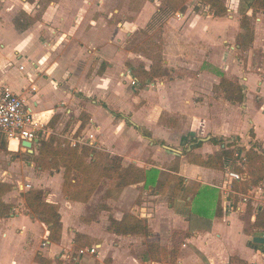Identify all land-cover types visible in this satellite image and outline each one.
<instances>
[{
  "label": "crops",
  "instance_id": "0c3cea01",
  "mask_svg": "<svg viewBox=\"0 0 264 264\" xmlns=\"http://www.w3.org/2000/svg\"><path fill=\"white\" fill-rule=\"evenodd\" d=\"M161 5L162 0H0V90L7 86L13 92L22 94L24 90L33 87L34 90L27 96V103L45 125L53 116L60 115L63 106H74V112H78L80 107V113L87 117L82 131H95L93 146L109 156L122 157L123 160L130 158L132 164L143 171L154 168L180 176L184 178L183 184L191 188L185 200L180 191L173 203L168 200L169 192L160 194L159 190L154 189L146 198L141 197L144 201L139 205L140 212L135 215L142 220L145 231L136 235L116 234L108 230V215H98L91 223L80 218L86 203L72 201L64 194L62 168L52 172L41 171L31 160L23 165L0 153V162L4 161V165L0 163V176L3 177L0 181L13 185L8 178L24 174L29 182L35 184L33 188L44 192L47 202L58 206L61 223L59 240L51 241L47 225L29 212L24 198L12 200V191L5 193L2 200L11 205L12 210L9 215L0 217V264H81L84 256H92L77 253L79 248H85L80 247L83 241L91 243L86 247H97L94 264H229L231 256H238L248 264H264V254L249 246L253 236L264 237V230L252 226V231L246 232L245 225L238 217L237 212L246 211L247 204L232 206L233 209L227 211L224 208L228 200L223 195L220 197L221 216L215 217L213 212L217 196H211L210 200L205 196V193L212 194V189L217 187H223L227 193L232 190L228 181L222 186L216 187L214 184V180L223 178L228 169H211L191 164L183 151L168 147L174 152L173 157L177 153L181 154L175 169L147 165L140 161V158L160 161L157 160L159 153L156 145L147 147L148 141L153 139L151 135L155 137L154 129L149 125L171 127L176 118H180L179 115H183L182 124L190 121L200 124L205 122L206 117L210 120L207 106L216 102L207 100L205 96L193 105L186 100L188 91L178 85L172 87V81L171 85L163 83L162 87L153 90L144 89L146 85H138L137 96L127 90L122 82L129 77L125 70L126 61L136 56L124 48L125 40L132 32L147 29L156 20ZM196 9L186 4L184 11L167 17L160 36L163 68L172 65L178 53L182 56L184 51L179 49L182 46L190 48L200 59L208 54L201 43L207 46L210 22L220 18L199 16L194 11ZM18 11L24 12L27 19L34 18L37 13L39 17L28 25H20L18 29L14 20ZM213 31L210 30V34ZM21 59L29 69L22 68ZM221 72L223 74L215 85L222 75L229 78ZM202 73L207 75L209 71L204 70ZM243 80L239 84L245 88V102L248 92L253 93V78L244 77ZM146 93L152 95L155 103L152 106L159 108L153 122L149 118L137 121L133 110L126 105L128 100L131 104ZM162 102L170 105V109H160ZM79 103L82 105L78 107ZM173 104L180 108L172 110ZM144 107L149 109L151 103ZM66 111L70 113L71 109L67 108ZM256 111L258 121H264V116L257 115ZM173 112L177 115H173ZM163 115L169 118L166 126L161 124ZM233 115L223 114V125L217 128V133L192 136L184 148L197 137H230L228 131L233 129ZM248 116L252 117L249 130L253 131L254 138L247 133L248 139L240 145L249 147L250 142L257 141L264 150V138L253 122V115ZM76 120V126L66 129L62 134L64 137H74L82 119ZM134 127L140 128V131ZM82 131L81 136L84 133ZM10 141L1 140L0 147H7V152L13 151L8 147L9 143H14ZM155 141L164 140L156 138ZM15 144L17 149L13 152H36L35 145L32 152H29L21 143ZM219 149V146L203 143L194 152L206 157ZM144 182L128 185L117 199L104 197L101 192L93 193L89 200H107L104 203L107 208L101 207L104 212L113 207L115 200H126L125 195L128 199L137 197ZM248 193L247 200H264V183L262 188L258 185ZM253 193L255 196L252 197ZM259 207L250 215L253 219L251 225ZM124 214L128 212L113 211L112 218L120 220ZM153 248H157L164 258H158L159 254L153 253ZM37 255L38 260L35 259Z\"/></svg>",
  "mask_w": 264,
  "mask_h": 264
},
{
  "label": "rangeland",
  "instance_id": "374dc122",
  "mask_svg": "<svg viewBox=\"0 0 264 264\" xmlns=\"http://www.w3.org/2000/svg\"><path fill=\"white\" fill-rule=\"evenodd\" d=\"M131 1L136 2L138 0ZM223 1L227 7V14L222 16V18L218 17L220 19H215V21L210 22L211 28L209 29V41H206L208 44L206 46L205 44L201 43L202 45H204L205 52L208 54L204 55V58L200 59L198 55L196 56L193 52L190 51V48L186 46L180 47L179 49L184 51V53H182V56L181 53H178L177 59H175L172 62V65H169V67L163 68V63H161L162 76L148 81L145 84L146 87L144 88H150L153 90L162 87L163 83L167 84L168 82L169 85H171V83L174 82L172 87L178 85L186 92L188 91V93L186 94V100L191 101V104L193 105L200 102L202 98L206 96L207 100L212 99L216 101L215 103L211 102L208 106L205 105L209 108L210 120H208L206 117L207 121H202V123L200 122V124L194 123L192 121H190V123L188 124H182L183 119L181 120V117L183 115H179L180 118H176L175 124L171 125V127L175 128H171L170 126L164 127L160 125H149L151 128L154 129L155 137L154 134L151 135L153 139L152 141H148L147 147H150L153 144L156 145L155 148L159 153V155H157V160L159 159L160 161H156L155 159L149 158L143 160L140 158V161L146 162L147 165L149 164L162 166L165 169H175L181 157V154L177 153L176 157H173L174 152H171L168 148L174 149L175 151L181 150L184 152V146L187 144V141H189L192 136H200L207 133H217L215 132L217 131V128L223 125V114H228V116L231 117L233 114H235L234 123H232L233 121L231 122L233 124V129L230 128V131L228 132H230V136H240L237 141L239 145L248 139L247 133H249V129L252 127L250 122L252 117L248 115H253V122L256 123V127L258 128L261 137L264 138V121H258L257 116L255 115V110H257V115L264 116V11H253L252 9L248 8L247 4L248 2H250V0ZM198 2V0H188L186 4L188 7L195 6V8L197 9L194 11L197 12L199 16H213L212 12L207 7L203 6ZM197 3L199 4L198 6L196 5ZM14 20H19L22 24L28 21L27 18H25L23 14L20 13V11H18V13L15 15ZM166 22L167 17L158 18L157 16L156 20L154 19L153 23H151V25L147 27V29L141 31L136 30L132 32L133 34L131 33V35L125 40L124 48L136 55L132 59H128L126 61L125 70H129L130 73L133 74V69H136L139 65L144 66V68H149V66L152 64L151 57L159 51L157 46L159 44L161 46L160 36L163 32V27L165 26ZM244 23H246L244 26H249V28L253 31L252 43L247 47H240L237 38H239V35L244 32ZM210 30L214 31L210 34ZM198 46L199 48L202 47L201 45ZM20 61V65H22V68L26 67L24 64V60L21 59ZM26 69H29V66H27ZM204 70L209 71L210 75H204L202 73V71ZM221 71H223L225 75H227L231 80L237 83H243L244 77L253 78V93L248 92L246 101L244 103L236 104L225 100L223 92L216 88L215 83L218 81L219 76L223 74ZM123 80L122 82L126 86L127 90H131V93L134 92L137 96V92L139 90L138 81L136 84H131L129 77L128 80ZM177 81L180 83L177 84ZM48 89L50 88L48 87ZM149 94L150 93H146L142 95V97L135 99V101H133V103L131 104L129 102L130 100L126 102V105L130 106V109L133 110V112L135 113L136 120L139 122L142 121L143 118H149L151 122H153V117L155 115H158L157 111H159V108L155 109V105L152 106V103H154V101L152 99V95ZM135 95L133 97L136 98ZM150 103L151 107L146 110L144 106ZM80 105H82V103H79L78 107ZM63 107V111H61L60 115H57L58 117L53 126L49 128L45 125L47 133H45V135L43 134L42 136H55L57 134L59 135V133H64L65 131H67L69 127L76 126L77 118H87L83 113H80L82 110L80 107L78 108V112L75 111L76 113L74 112V106L69 107V105L67 104ZM160 107V109H170V105L163 102ZM65 108L66 110L67 108L71 109V112H67ZM179 108V106L175 107V104L172 105V110ZM173 113V115H177V113ZM219 115L221 116L220 118H218ZM168 119L169 118H167V115H163L161 117V124L166 126L167 122H169ZM82 132H84L82 133V137H86L92 133L93 135L95 134V131L87 132V130L85 131V129ZM156 138H162L164 140L162 141L163 143L160 144V142L155 141ZM85 140H87V137ZM247 146L244 147L247 148ZM8 147L10 150L15 151L17 149V144L9 143ZM6 149L7 147H0V153L8 156L7 159L20 161V163H22L23 165L25 163H28L29 160H31L28 154L21 150L17 152H7ZM111 160L112 159L110 158L107 164L110 163ZM118 161L123 166L133 163L130 158L123 160L122 157H119ZM0 163L4 165V161H1ZM228 170L233 171L232 168ZM145 171H147V173L149 172L148 174H150L151 179L148 180L146 183L144 182V185L141 186V192L137 197H131L130 199H128L125 195L126 200H115L116 203H114L113 207L108 208V210L104 212H102L101 207L107 208L104 204L107 200H88L87 202H85V209L82 211V215L80 216V218L91 223V221H95L98 215L101 214H103L104 216L108 215L109 218L112 217L113 211H119L123 213L128 212V214L130 213L134 216L138 215L137 213L140 212L139 205L144 201L143 199H141V197L145 196L146 198V196L148 194H151L154 189H158L160 183L163 182L166 176L165 172L158 171L154 168ZM18 175V177L14 175L8 178L13 184V189L11 190V193L14 196L11 197L12 200H19L23 198V193L26 190L30 189V187L33 188V186H35V184H32L31 181H28L29 179L25 178L24 174ZM0 178L3 177L0 176ZM226 181L229 182V179L227 178V173L224 175L223 178L219 179V181L214 180V184L215 186H222ZM228 184L232 186L231 183ZM150 185L153 186L151 187L153 189L150 188ZM262 185L263 183L259 186L262 188ZM108 187V180L103 179L94 193L101 194L102 192V194H104L105 190ZM124 188H122L121 192ZM220 188L217 187L212 189V194L205 193V196H207V199L210 200L211 196L213 198L217 196L219 192L220 197L223 195L226 196L228 200L227 202L231 206L237 207V205L240 206L241 203L248 204V209H246V211L242 213L238 211L237 213L239 219L242 221L243 225H245V229L247 230L246 232L250 230L252 231L253 227L251 225V222L253 221V219L250 218V215L253 214V210L257 206L264 208V200L249 199L246 203H244V201L241 199L242 193L239 190H228L229 193L228 195H226L225 191L223 190V187ZM245 194L249 195L248 192ZM119 195L116 197H119ZM251 196H255V193L251 194ZM211 208L213 209V206H211ZM89 245H91V243H86V241H83L80 247H86ZM100 252L102 251L100 250ZM152 252L156 255L159 254L157 248H153ZM158 258H164V256L162 254H159ZM94 260L95 255L84 256L81 264H94Z\"/></svg>",
  "mask_w": 264,
  "mask_h": 264
},
{
  "label": "trees",
  "instance_id": "16d2710c",
  "mask_svg": "<svg viewBox=\"0 0 264 264\" xmlns=\"http://www.w3.org/2000/svg\"><path fill=\"white\" fill-rule=\"evenodd\" d=\"M188 0H162V5L157 12L159 17H168L171 14L185 9V4ZM200 4L207 7L216 17H222L227 14V7L223 0H198ZM248 8L253 11H264V0H250L247 4ZM23 16L24 12H21ZM25 17V16H24ZM39 17L37 13L34 18H28L27 22L22 24L19 20H15V26L20 29L24 25H28ZM243 30L237 38L240 47H247L252 43L253 31L249 26H244ZM152 58V64L149 69L139 65L133 69L134 77L138 81L139 87L144 86L148 81L161 77V63L163 61L161 55V46ZM216 88L223 92L224 99L231 103H243L245 99V88L237 82L221 76ZM58 116H53L46 126L51 127L56 122ZM86 118H82L80 125L74 132V137H79L85 126ZM137 131L140 128L134 127ZM57 134L52 136L38 135V140L35 144V153H27L31 161L41 171L52 172L63 169V186L64 194L72 201L87 202L93 195L103 179L108 180L109 187L104 192V197H116L120 194L122 188L127 185L137 184L141 181L145 183L151 179L147 171L134 164L123 166L118 157L108 156L95 146L88 144H71L70 140L64 135ZM144 135V132H143ZM146 136V135H144ZM249 136L254 138V133L249 130ZM238 137L230 136L222 138L217 136L207 135L197 137L190 141L184 150L186 160L194 165L211 169H230L239 173L242 176L240 181L232 182V190H239L245 194L253 187L264 183V150L261 149L257 141L250 142V146L245 148L237 143ZM163 142H160L162 144ZM203 143H211L219 146L220 149L215 154L201 156L194 152V149L199 148ZM112 159L110 163L109 159ZM155 171V170H154ZM152 172V170H151ZM148 174V176H147ZM147 176V179H145ZM184 178L175 174L167 173L163 182L160 183V194H168V200L173 203L180 191L186 199L187 193L191 189L183 184ZM112 186V187H111ZM13 185L0 181V217H5L11 213L12 206L3 202L2 197L5 193L11 191ZM25 206L29 212L35 215L45 225H47L49 234L48 238L51 241H57L61 235V223L58 213V206L49 203L45 200V194L40 189L30 188L23 193ZM248 209V204L246 205ZM213 216H221L220 195H217ZM252 226L264 230V209L259 207L255 214ZM108 230L116 234H141L145 231L143 222L138 217L131 214H124L120 220L112 217L109 218ZM247 231V230H245ZM249 246L260 250L264 254V246L249 242ZM163 253V251L161 250ZM164 254V253H163ZM39 259L38 255L35 257ZM229 264H248L245 260L238 256H231Z\"/></svg>",
  "mask_w": 264,
  "mask_h": 264
},
{
  "label": "built area",
  "instance_id": "2783aa9c",
  "mask_svg": "<svg viewBox=\"0 0 264 264\" xmlns=\"http://www.w3.org/2000/svg\"><path fill=\"white\" fill-rule=\"evenodd\" d=\"M130 77L131 84H136L137 80L133 77L129 70L126 72ZM34 90L33 87L26 89L21 93L13 92L9 87L4 86L0 90V141L6 140H16L17 143L21 141H27L31 143V149L36 144L38 140V135H45L47 129L45 128L44 122L38 119L32 107L27 103V96ZM71 144H88L93 146L94 135L89 134L87 140H84L80 135L79 137H68ZM24 148V147H23ZM26 149V148H25ZM27 150V149H26ZM227 178L229 183L235 181H240L242 176L236 171L227 172ZM225 194L228 195L227 190L225 189ZM225 199L226 196H225ZM241 199L244 203L247 202L248 196L246 194H241ZM227 211L232 210V206L225 204ZM77 253L79 255H95L97 254V247H85L79 248ZM99 264H104L99 262Z\"/></svg>",
  "mask_w": 264,
  "mask_h": 264
},
{
  "label": "water",
  "instance_id": "95a60500",
  "mask_svg": "<svg viewBox=\"0 0 264 264\" xmlns=\"http://www.w3.org/2000/svg\"><path fill=\"white\" fill-rule=\"evenodd\" d=\"M21 146H23L24 148H26L29 152H32L31 150V143L27 142V141H21ZM251 241L255 244H259L264 246V237L262 236H253L251 238Z\"/></svg>",
  "mask_w": 264,
  "mask_h": 264
},
{
  "label": "bare ground",
  "instance_id": "6f19581e",
  "mask_svg": "<svg viewBox=\"0 0 264 264\" xmlns=\"http://www.w3.org/2000/svg\"><path fill=\"white\" fill-rule=\"evenodd\" d=\"M10 142H14V143H17V141H16V140H11Z\"/></svg>",
  "mask_w": 264,
  "mask_h": 264
}]
</instances>
